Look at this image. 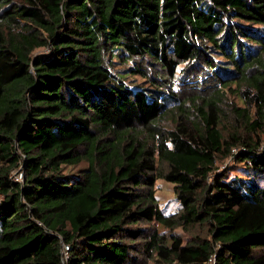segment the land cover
I'll use <instances>...</instances> for the list:
<instances>
[{"label":"trees","instance_id":"obj_1","mask_svg":"<svg viewBox=\"0 0 264 264\" xmlns=\"http://www.w3.org/2000/svg\"><path fill=\"white\" fill-rule=\"evenodd\" d=\"M261 146L264 0H0V264H264Z\"/></svg>","mask_w":264,"mask_h":264},{"label":"rangeland","instance_id":"obj_2","mask_svg":"<svg viewBox=\"0 0 264 264\" xmlns=\"http://www.w3.org/2000/svg\"><path fill=\"white\" fill-rule=\"evenodd\" d=\"M48 50H49L48 47H42V48L37 49L34 52V54L46 53V52H48ZM115 68L119 69V70H123L122 68H124V66L121 63H116ZM124 74H126V73H124ZM131 74H133V73H131ZM131 74L128 75V77L126 79V82H128L129 84L135 85V84H139L140 82L143 81V78L141 76L131 75ZM228 99L231 103L235 102L237 105H240V106L243 105L242 100L237 96L229 95ZM173 123L174 122L172 120H169L167 123V126L172 127ZM263 148L264 147L261 146L260 150H263ZM235 151H236V149H234L233 152H235ZM231 164H233V162H232V158H230V157L228 159L224 160L223 162H218L220 170L225 169L227 166H229ZM155 190H156V196L158 198L160 208H162L165 211V213L173 214V213H176L180 210V203L177 199V195L175 193V187H174L173 183H171L165 179H158L156 182V185H155ZM156 226L160 232H163V231L169 232L163 226H159V225H156ZM174 232L179 234L180 236H182L184 243L192 240L193 233L184 230L182 227L176 228ZM133 254H134V256L137 255V253H133ZM138 255L143 258V259L140 258V261L142 262L141 264H155L153 260L147 259L144 255L143 256L141 254H138Z\"/></svg>","mask_w":264,"mask_h":264},{"label":"built area","instance_id":"obj_3","mask_svg":"<svg viewBox=\"0 0 264 264\" xmlns=\"http://www.w3.org/2000/svg\"><path fill=\"white\" fill-rule=\"evenodd\" d=\"M14 178L15 180H19L22 181L24 178V175L21 171V168H18L17 171L14 173ZM4 196L0 193V204L2 203V201L4 200Z\"/></svg>","mask_w":264,"mask_h":264}]
</instances>
